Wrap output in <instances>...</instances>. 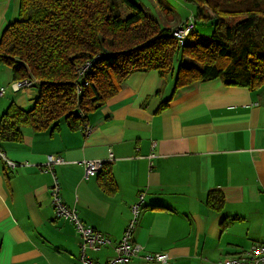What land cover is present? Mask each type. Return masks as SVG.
Segmentation results:
<instances>
[{
    "label": "crops",
    "instance_id": "obj_1",
    "mask_svg": "<svg viewBox=\"0 0 264 264\" xmlns=\"http://www.w3.org/2000/svg\"><path fill=\"white\" fill-rule=\"evenodd\" d=\"M20 1L0 0V42ZM155 4L160 19L153 18L163 28L195 18V6L184 22ZM210 27L212 35L203 36L211 41ZM192 38L203 43L198 34ZM179 64L166 79L156 71L132 74L87 116L90 136L61 121L54 132L23 129L19 143L0 139V151L17 165L0 160V264H81L78 232L55 214L56 186L65 206L112 241L88 252L98 263L115 255L141 195L134 239L143 255L219 264L264 244V86L251 91L218 78L177 89ZM15 82L0 63V120L11 105L30 110L40 96L38 81L23 90ZM50 156L63 164L47 170ZM85 161L104 162L108 176L85 179ZM219 196L224 203L215 210L209 200Z\"/></svg>",
    "mask_w": 264,
    "mask_h": 264
},
{
    "label": "trees",
    "instance_id": "obj_2",
    "mask_svg": "<svg viewBox=\"0 0 264 264\" xmlns=\"http://www.w3.org/2000/svg\"><path fill=\"white\" fill-rule=\"evenodd\" d=\"M189 1L196 27L209 24L214 31L208 44L188 40L180 49L173 28H163L132 0H21L18 19L2 36L0 63L16 81L37 80L40 96L30 110L10 106L0 139L19 143L23 129L54 132L61 121L80 130L132 74L156 71L166 79L178 56L191 57L199 68L181 61L177 89L218 78L230 87H263L264 0ZM120 7L131 15L118 14ZM88 63L84 81L79 70ZM101 174L108 176L105 165ZM223 203L222 196L209 200L215 210Z\"/></svg>",
    "mask_w": 264,
    "mask_h": 264
},
{
    "label": "built area",
    "instance_id": "obj_3",
    "mask_svg": "<svg viewBox=\"0 0 264 264\" xmlns=\"http://www.w3.org/2000/svg\"><path fill=\"white\" fill-rule=\"evenodd\" d=\"M195 30V19H191L180 26L173 28L172 35L177 40L180 49L187 44L190 36L195 33ZM91 67L92 64L88 63L79 70V77L82 80H84L83 78H85L91 72ZM33 83L34 81L30 80L18 81L15 82V87L17 90H23L31 88ZM85 85H88V83ZM82 90L83 87H80L79 93H82ZM80 130L85 134V136H90L93 133L92 128L87 125H84ZM0 160L7 163L10 167L15 168L17 166L15 163L10 162L2 151H0ZM56 164H63V160L54 156L48 157V163L46 165L47 170H51ZM104 165L105 163L100 161L83 162L85 169L84 178L89 179L92 174L101 172ZM51 192L57 219L72 223L80 236L81 264H129L136 258H141L148 263H169L170 257L166 253L143 255L144 247L139 243H136L134 239L136 223L140 213V208L144 202V195H141L137 204L132 207L134 217L129 223L122 240L114 247L115 255L113 257L107 258L103 263H98L90 259L88 252H100L107 247H111L113 245L112 241L99 231L84 224L79 218L77 210L70 209L62 203L59 197L58 186L54 187ZM219 264H264V244L255 243L248 251H246L244 256L240 258L227 259L223 262H220Z\"/></svg>",
    "mask_w": 264,
    "mask_h": 264
},
{
    "label": "rangeland",
    "instance_id": "obj_4",
    "mask_svg": "<svg viewBox=\"0 0 264 264\" xmlns=\"http://www.w3.org/2000/svg\"><path fill=\"white\" fill-rule=\"evenodd\" d=\"M132 1L134 3H136L137 5H139L143 9L145 14H147L151 17H155L157 19H160V15L157 11L155 2L161 8L163 7L164 12H166L167 10L176 12L178 14L179 18L180 19L182 18L184 20V22L189 19L190 15L192 13L191 10H194V5H192V3H190L189 0H132ZM118 14L123 15L124 18H127L131 15L130 11L126 7H120ZM196 31H197L196 33L198 34V36H200L202 38L203 43H208L210 41L205 36H203L205 34L209 35V36L212 35V28L210 27V25L205 26V25L199 24L196 27ZM210 38L212 39V37H210ZM192 39L193 38L189 39L190 42H194ZM185 58H183L185 61V64L190 65L194 68H199V64L196 61H194L191 57L187 56ZM176 63H181L180 56H178L176 58L175 64ZM25 80L37 82V80H35L34 78H28V79L19 80V81H25ZM16 82H18V81H16Z\"/></svg>",
    "mask_w": 264,
    "mask_h": 264
}]
</instances>
